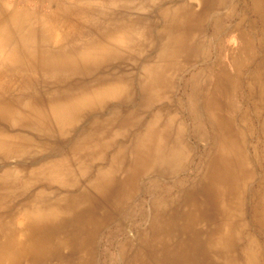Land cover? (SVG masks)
<instances>
[{
    "label": "bare ground",
    "instance_id": "bare-ground-1",
    "mask_svg": "<svg viewBox=\"0 0 264 264\" xmlns=\"http://www.w3.org/2000/svg\"><path fill=\"white\" fill-rule=\"evenodd\" d=\"M95 1L0 0V160L26 157L37 164L0 174V264H95L103 224L121 211L132 219L141 204L140 178L176 175L189 161L183 128L176 136L173 130L175 116L162 122L163 115L140 113L133 74L155 48L160 8L175 25L164 30L165 42L140 85L152 90L145 107L168 96L175 74L203 50L198 34L207 14L196 12L192 0H176L175 8L168 0H117L102 8ZM41 2L51 11L43 12ZM235 60L233 73L218 64L210 98L199 97L192 108L209 144L198 172L188 184L165 187L167 207L151 209L149 229L137 247L129 245L124 264H264V241L253 232L258 227L264 236V62L250 77L256 105L238 114L243 61ZM111 65L118 69L110 71ZM109 99L121 107L107 116ZM89 114L100 117L90 133L70 142L71 155H43L52 153L54 137L57 146L65 144L60 139ZM251 140L255 148L248 153ZM30 189L33 196L16 207L15 199Z\"/></svg>",
    "mask_w": 264,
    "mask_h": 264
},
{
    "label": "rangeland",
    "instance_id": "rangeland-1",
    "mask_svg": "<svg viewBox=\"0 0 264 264\" xmlns=\"http://www.w3.org/2000/svg\"><path fill=\"white\" fill-rule=\"evenodd\" d=\"M117 2H118L117 0H99V1H95L93 5L100 6V8H102V5L104 4H110L114 6L117 4ZM176 2H177L176 0H168V4L172 5L173 8L178 6L177 4H175ZM186 2L187 0H185L184 3ZM191 4L193 5L194 10H196V12H198L200 15L207 14V17L204 20L205 23L203 30L198 34L199 42L204 47L203 50L195 54L194 59L189 61L187 64L183 65V67L175 74V81L172 89L173 92L171 91L168 96L167 94H165L164 96L157 98V100H153L151 105L149 104L146 107L145 105H143V103L145 104L144 101L148 99V95L152 92V90L147 91V89L143 88V86L140 85L141 76L144 72L145 67L148 64H151L155 60L157 55H159L161 47L165 42V38L163 35L164 30L169 28L170 22L173 24V21L176 20L174 18L161 16L160 8H157L156 12L154 13V20L156 21V27H155L156 32L153 35V43L155 45V48L153 50L146 51L144 53V57L142 61L138 62V64L134 68V74H133L134 83L136 82L134 84L135 104L140 108V113L145 114L146 118L149 119L153 118V116L156 115H163L164 119L162 122H164L167 119L166 117L175 116L173 130L176 136L178 134L179 128L180 127L183 128L182 136L186 144L189 146L188 150H186V153H188L189 155V161L187 163V166L176 175L166 178V176L164 177L156 172L155 174H152V176L145 175L143 176V178L141 177L142 179L140 178V184L142 188L137 192L136 198L138 200L137 202H141L142 205L140 204L139 206H137V208H135V213L132 219L126 218L125 211L124 212L121 211V213H117V216L113 217L111 220H108L107 223L103 224L102 227L103 230H101L99 233L100 235L98 238L96 254H95V264H106V263L124 264L125 259L129 257L131 254L129 245H131L132 247H137V244L140 241L141 233L143 232L145 233L149 229L148 227L151 218L149 212L151 211V209L155 207L162 210L163 208L167 207L168 205L167 201L170 197H167V195L162 194L163 191L170 185L175 186L180 183L188 184L189 181H191L195 177L196 173L198 172L197 171L198 166L200 165L201 155L209 147V144H207L208 143L206 142L207 140L201 138V135L203 133H206L207 131V129L205 128L206 126L203 125V122L197 121L192 108L196 106L195 101L199 99V97L205 96V99L210 98L211 96L210 92L213 82V80L211 79H214V77H212L213 76L212 71L218 68V64L222 63L226 68H228L229 72L233 73L234 71L237 70L235 59L237 57H241V60L243 62L238 67L239 68L238 71L241 73L243 78L240 87V95H238V97L236 98V105H237L236 113L244 114L247 110H251V108H253L256 105V101L258 97H251V96L249 97L248 92L250 87V77L256 73V71L259 69V66L264 62L263 61L264 60V50H263L264 49V0H223L221 2L219 0H192ZM30 6L33 7V4H31ZM40 6H41L40 9H42L43 12L48 13L51 11L49 4L46 2H41ZM55 6L56 4L55 5L53 4V7ZM111 19H113V17H111ZM174 25L175 24H173L172 26ZM86 26L84 25L83 28L85 30H88L89 27L88 25ZM259 35L261 36V40ZM122 66L124 68L126 67L128 68V66L125 64ZM114 69H118V67L116 65L114 66L111 65L110 71H115ZM181 77L183 78V80ZM108 107L106 109L107 111L109 110L107 116L113 112L114 108L121 107V104L117 99H109ZM219 113H223V112H219ZM99 117L100 115L98 116L96 114H89L85 120L80 122V124L77 126V129L71 130V133L68 136H64L60 139V141L62 140V142L64 143L68 140L69 142L67 141L65 143L66 145L61 144L60 147L57 146L54 137L52 142L53 145L52 144L51 145L52 147H54L55 150L53 149L52 153L48 151H43V155L45 156L51 155L56 157L57 159L67 158L69 155H71V151L73 150V145L76 143L77 139L83 134L90 133L92 131L90 129L91 125H93L94 122L99 119ZM143 129H139V131L142 132ZM134 131L135 133H137L138 130H134ZM197 137L201 140H198ZM70 142H72L73 145ZM254 142L250 143L248 147V153H251L254 150L255 148ZM67 144L69 145V147ZM263 146H264L263 144L260 145V147ZM116 147L117 146H114L108 152L106 157L107 160H105L104 163L102 164H107L106 162H109V160L111 159V157L113 156L116 150ZM38 157H40V155ZM6 160L7 161L5 162L0 160V165H1L0 174L2 173L3 169L8 166L9 167L28 166L30 167V169L32 168V166L34 167L37 166V164L31 166L30 165L31 161L30 162L25 161L28 160L26 157L9 158ZM74 167L75 169H77L78 166L74 165ZM88 177L90 178V176H86L83 178L82 185L89 181ZM255 184L256 181L253 180V182L251 183V187H253ZM54 187L56 188L59 186L55 184ZM150 187L153 188L151 189ZM32 190L34 189H30L24 196H18L15 199L17 205L16 207H18L20 203L23 202V200L25 201V198L27 200L33 196ZM27 194L30 195L27 196ZM249 198L251 200L250 193H249ZM144 202L146 205L144 204ZM247 204L249 208L250 203L248 202ZM15 210H17V208ZM128 223H130L132 227ZM131 230L133 232L135 231L134 233L136 234L137 238H133L131 236L130 234L132 232ZM253 232L263 243L264 241L263 231L258 227H254ZM64 252L71 253V250L65 248Z\"/></svg>",
    "mask_w": 264,
    "mask_h": 264
}]
</instances>
